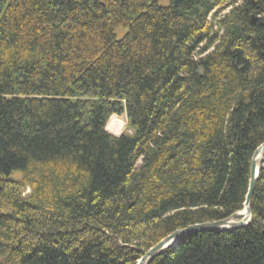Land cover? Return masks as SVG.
I'll list each match as a JSON object with an SVG mask.
<instances>
[{
  "label": "trees",
  "instance_id": "obj_1",
  "mask_svg": "<svg viewBox=\"0 0 264 264\" xmlns=\"http://www.w3.org/2000/svg\"><path fill=\"white\" fill-rule=\"evenodd\" d=\"M164 2L0 0V264H137L243 208L264 142V0ZM262 164L247 225L148 264H264Z\"/></svg>",
  "mask_w": 264,
  "mask_h": 264
},
{
  "label": "water",
  "instance_id": "obj_2",
  "mask_svg": "<svg viewBox=\"0 0 264 264\" xmlns=\"http://www.w3.org/2000/svg\"><path fill=\"white\" fill-rule=\"evenodd\" d=\"M199 72H201V70H199ZM263 155L264 142L255 149L251 157L247 190L244 197L243 208L240 211L234 212L228 217L220 220L196 223L173 231L172 233L161 239L157 244L145 251L137 261V264H148L151 257H153L155 254L175 244L180 238L185 237L189 234L204 231H231L247 225L251 217L249 203L258 178Z\"/></svg>",
  "mask_w": 264,
  "mask_h": 264
},
{
  "label": "rangeland",
  "instance_id": "obj_3",
  "mask_svg": "<svg viewBox=\"0 0 264 264\" xmlns=\"http://www.w3.org/2000/svg\"><path fill=\"white\" fill-rule=\"evenodd\" d=\"M162 3H165L164 0H162ZM116 34L119 36L120 31L116 30ZM113 116V115H112ZM111 116V117H112ZM110 117V118H111ZM117 118H114L110 124L109 130H107L109 133L113 134V135H120L123 131L125 130L126 127V119L124 115H120V116H116ZM109 120V119H108ZM262 166H264V164H262ZM14 178L19 176V173H14L12 175ZM29 192V189L26 188L24 190L23 194H27ZM8 253V249L7 248H0V259H2L4 256H6V254Z\"/></svg>",
  "mask_w": 264,
  "mask_h": 264
}]
</instances>
